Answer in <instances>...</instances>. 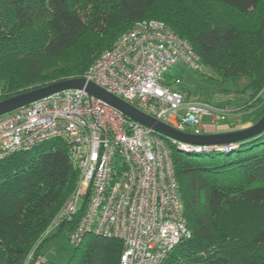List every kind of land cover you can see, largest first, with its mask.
<instances>
[{
    "label": "trees",
    "instance_id": "16d2710c",
    "mask_svg": "<svg viewBox=\"0 0 264 264\" xmlns=\"http://www.w3.org/2000/svg\"><path fill=\"white\" fill-rule=\"evenodd\" d=\"M150 19L189 42L211 79H249L246 127L264 115V0H0V101L82 78ZM158 136L170 147L192 233L163 264H264V132L199 153ZM78 176L61 141L0 162V264H35L51 237L69 236L73 223L38 245ZM122 251L119 240L89 233L66 264H119Z\"/></svg>",
    "mask_w": 264,
    "mask_h": 264
},
{
    "label": "built area",
    "instance_id": "2783aa9c",
    "mask_svg": "<svg viewBox=\"0 0 264 264\" xmlns=\"http://www.w3.org/2000/svg\"><path fill=\"white\" fill-rule=\"evenodd\" d=\"M178 63L193 72L202 69L192 45L168 24L141 20L82 78L182 132L200 125L204 116L223 118L218 108L163 83ZM53 141L68 147L79 176L38 245L73 223L68 240L74 248L93 233L122 243L119 264H163L180 242L192 237L170 147L152 128L85 90H67L0 116V162ZM175 144L198 153L233 148Z\"/></svg>",
    "mask_w": 264,
    "mask_h": 264
},
{
    "label": "rangeland",
    "instance_id": "374dc122",
    "mask_svg": "<svg viewBox=\"0 0 264 264\" xmlns=\"http://www.w3.org/2000/svg\"><path fill=\"white\" fill-rule=\"evenodd\" d=\"M76 52L74 50L69 51L59 60L63 62V60L71 59L72 56L77 54ZM21 67L23 68V66ZM211 76L214 75L208 68L203 67L199 72H193L182 63H178L162 80L163 83L169 84L171 89L182 90L188 94L189 98L191 97L201 103H208L220 109L221 114L226 117L225 120L213 122L212 116H205L204 119L202 118L200 125H188L186 128L187 133H194L197 129L201 132V126L205 125H214L220 129L224 127L238 128L245 125L249 119L250 111L245 108L251 100V93L249 90H245L249 79L245 77L236 82L224 84L211 79ZM51 144L52 142H49L45 146ZM74 249L69 243L67 233L63 232L59 236L51 237L44 244L41 255L45 264H66L73 255Z\"/></svg>",
    "mask_w": 264,
    "mask_h": 264
},
{
    "label": "water",
    "instance_id": "95a60500",
    "mask_svg": "<svg viewBox=\"0 0 264 264\" xmlns=\"http://www.w3.org/2000/svg\"><path fill=\"white\" fill-rule=\"evenodd\" d=\"M67 90H85L89 95L101 100L130 120L152 128L157 134L175 143H182L189 147L216 146L230 148L236 146L237 143L249 140L264 132V115L252 126L238 131L214 134L182 132L148 116L119 97L108 93L100 86L87 81L85 78L63 80L2 100L0 101V116Z\"/></svg>",
    "mask_w": 264,
    "mask_h": 264
},
{
    "label": "crops",
    "instance_id": "0c3cea01",
    "mask_svg": "<svg viewBox=\"0 0 264 264\" xmlns=\"http://www.w3.org/2000/svg\"><path fill=\"white\" fill-rule=\"evenodd\" d=\"M220 110V109H219ZM209 116H212L213 117V122L214 121H217V120H225L226 117H215L214 115H209ZM205 118V116H204ZM203 118V119H204ZM245 128H248L246 127V125H243L241 127H232V128H227V127H224V128H217L216 126L214 125H205V126H201V134H214V133H224V132H232V131H238V130H242V129H245ZM43 258V257H42Z\"/></svg>",
    "mask_w": 264,
    "mask_h": 264
}]
</instances>
